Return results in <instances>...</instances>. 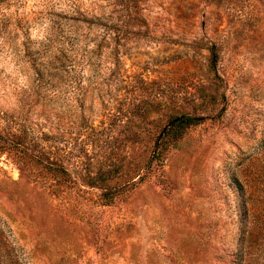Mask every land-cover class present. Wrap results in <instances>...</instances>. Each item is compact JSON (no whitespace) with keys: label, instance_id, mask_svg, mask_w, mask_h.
Segmentation results:
<instances>
[{"label":"rangeland","instance_id":"obj_1","mask_svg":"<svg viewBox=\"0 0 264 264\" xmlns=\"http://www.w3.org/2000/svg\"><path fill=\"white\" fill-rule=\"evenodd\" d=\"M0 133L1 264H264V0H0Z\"/></svg>","mask_w":264,"mask_h":264},{"label":"trees","instance_id":"obj_2","mask_svg":"<svg viewBox=\"0 0 264 264\" xmlns=\"http://www.w3.org/2000/svg\"><path fill=\"white\" fill-rule=\"evenodd\" d=\"M217 60L218 56L215 50L212 49L211 57H210V67L211 70L214 72V78H219L220 76L216 72V66H217ZM202 120V117H192L190 115L181 114L178 116L173 117L169 122L167 127H163L161 130V133H159L156 136V144L152 152V157L158 156L161 152L162 145L165 140V136L167 134H171L175 131L174 134H179V132L184 129L185 127L189 125H196L200 123ZM0 137H2V134L0 133ZM1 264V261H0Z\"/></svg>","mask_w":264,"mask_h":264}]
</instances>
